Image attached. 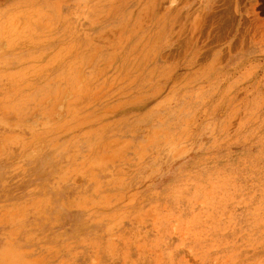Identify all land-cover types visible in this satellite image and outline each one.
<instances>
[{
  "label": "rangeland",
  "instance_id": "obj_1",
  "mask_svg": "<svg viewBox=\"0 0 264 264\" xmlns=\"http://www.w3.org/2000/svg\"><path fill=\"white\" fill-rule=\"evenodd\" d=\"M0 264H264V0H0Z\"/></svg>",
  "mask_w": 264,
  "mask_h": 264
}]
</instances>
